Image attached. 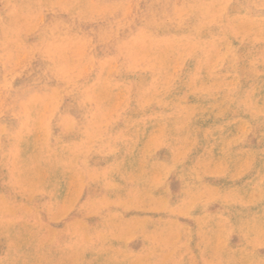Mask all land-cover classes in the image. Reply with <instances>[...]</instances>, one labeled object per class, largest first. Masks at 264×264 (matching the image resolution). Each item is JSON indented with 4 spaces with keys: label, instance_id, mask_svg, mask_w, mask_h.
Instances as JSON below:
<instances>
[{
    "label": "rangeland",
    "instance_id": "rangeland-1",
    "mask_svg": "<svg viewBox=\"0 0 264 264\" xmlns=\"http://www.w3.org/2000/svg\"><path fill=\"white\" fill-rule=\"evenodd\" d=\"M0 264H264V0H0Z\"/></svg>",
    "mask_w": 264,
    "mask_h": 264
},
{
    "label": "bare ground",
    "instance_id": "bare-ground-1",
    "mask_svg": "<svg viewBox=\"0 0 264 264\" xmlns=\"http://www.w3.org/2000/svg\"><path fill=\"white\" fill-rule=\"evenodd\" d=\"M170 9V8H169ZM97 20V19H96ZM69 35V34H68ZM95 35V34H94ZM94 39V38H93ZM232 237V236H231ZM135 249V248H134Z\"/></svg>",
    "mask_w": 264,
    "mask_h": 264
}]
</instances>
